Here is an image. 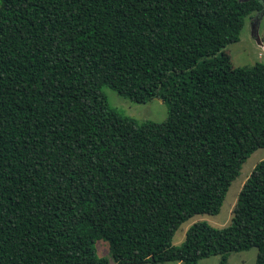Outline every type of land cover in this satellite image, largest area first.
Returning <instances> with one entry per match:
<instances>
[{
    "label": "trees",
    "instance_id": "trees-1",
    "mask_svg": "<svg viewBox=\"0 0 264 264\" xmlns=\"http://www.w3.org/2000/svg\"><path fill=\"white\" fill-rule=\"evenodd\" d=\"M258 0H0V264H198L257 250L264 264V159L229 225L219 214L264 149V64L234 68ZM164 122L137 124L103 87Z\"/></svg>",
    "mask_w": 264,
    "mask_h": 264
},
{
    "label": "rangeland",
    "instance_id": "rangeland-1",
    "mask_svg": "<svg viewBox=\"0 0 264 264\" xmlns=\"http://www.w3.org/2000/svg\"><path fill=\"white\" fill-rule=\"evenodd\" d=\"M263 9L260 16L256 19L255 13H252L245 19L244 26L241 30L239 41L225 47V52L229 55L231 64L234 68L251 67L256 63L264 64V0H258ZM257 30L260 44L257 43L253 35V30ZM103 93L106 96L108 105L111 109L125 117L133 119L137 124L164 122L168 115V106L159 98H154L145 104H136L118 95L109 87H103ZM264 159V149L255 151L242 165L239 176L231 183L226 194L223 205L219 214L196 215L185 222L177 230L173 237V246H181L186 230L194 223L205 222L213 228H223L229 225L231 221V212L237 201L239 192L247 180L254 167ZM96 254L99 258H104L108 264H115L109 252L108 244L104 241L95 243ZM257 250L251 248L247 251L231 254L228 264H255ZM151 264V263H146ZM162 264H178L177 262H166ZM198 264H220L219 256H211L199 261Z\"/></svg>",
    "mask_w": 264,
    "mask_h": 264
},
{
    "label": "water",
    "instance_id": "water-1",
    "mask_svg": "<svg viewBox=\"0 0 264 264\" xmlns=\"http://www.w3.org/2000/svg\"><path fill=\"white\" fill-rule=\"evenodd\" d=\"M240 1H247V0H240ZM252 33H253L254 37L256 38L257 43L260 44V41L258 39V32H257V30L254 29Z\"/></svg>",
    "mask_w": 264,
    "mask_h": 264
},
{
    "label": "flooded vegetation",
    "instance_id": "flooded-vegetation-1",
    "mask_svg": "<svg viewBox=\"0 0 264 264\" xmlns=\"http://www.w3.org/2000/svg\"><path fill=\"white\" fill-rule=\"evenodd\" d=\"M261 11H262V9H261ZM261 11L255 13V18H256V19L260 16V14H261L260 12H261Z\"/></svg>",
    "mask_w": 264,
    "mask_h": 264
}]
</instances>
